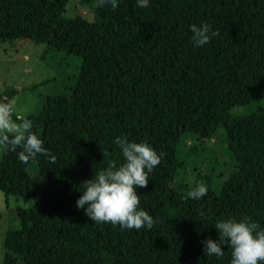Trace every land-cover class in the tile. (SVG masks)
Masks as SVG:
<instances>
[{"label": "trees", "instance_id": "16d2710c", "mask_svg": "<svg viewBox=\"0 0 264 264\" xmlns=\"http://www.w3.org/2000/svg\"><path fill=\"white\" fill-rule=\"evenodd\" d=\"M69 1L0 0V40L27 38L81 58L73 90L46 96L26 116L55 160L2 151L6 203L33 201L16 209L21 227L6 233L5 264L18 255L28 264H228L226 246L220 258L202 250L205 238L217 239L214 223L247 217L264 227V0H150L143 9L119 0L115 10L95 4L93 20L66 16ZM201 21L217 35L193 47L189 26ZM238 106L245 111L233 114ZM189 133L197 142L185 145ZM116 136L163 153L137 189L150 230L95 223L75 206L83 181L122 161ZM213 138L224 148L212 149L203 173L194 155ZM222 154L235 163L225 174ZM183 167L207 194L166 207L176 184L188 188L177 182Z\"/></svg>", "mask_w": 264, "mask_h": 264}, {"label": "clouds", "instance_id": "9594fccd", "mask_svg": "<svg viewBox=\"0 0 264 264\" xmlns=\"http://www.w3.org/2000/svg\"><path fill=\"white\" fill-rule=\"evenodd\" d=\"M119 0H96V5L109 4L113 10ZM150 0H134L138 8H146ZM193 47H203L217 32L201 21L189 26ZM33 121L15 110L11 102L0 103V151L14 152L24 162L43 155L55 160L44 141L33 131ZM113 143L119 149L122 161L109 163L90 179L82 182L75 206L82 209L89 221L118 225L121 230H150L154 218L139 207L138 188L147 186L148 175L160 163L163 153H158L146 141H130L126 136H116ZM207 186L197 183L187 192V199L199 201L207 194ZM217 239L205 238L201 242L204 255L220 258L224 247L230 249L228 264H264V227L247 217H228L214 223Z\"/></svg>", "mask_w": 264, "mask_h": 264}, {"label": "rangeland", "instance_id": "374dc122", "mask_svg": "<svg viewBox=\"0 0 264 264\" xmlns=\"http://www.w3.org/2000/svg\"><path fill=\"white\" fill-rule=\"evenodd\" d=\"M95 4L96 0H70L64 13L66 16L81 14L88 20H93ZM80 66V57L51 49L46 43H36L27 38L0 40V103L11 102L15 110L25 116L35 114L40 110L46 96L70 93L73 90ZM244 111V106L232 109L233 114H241ZM188 140L197 142L195 136L190 133L184 136L183 143L186 145ZM201 148H205L207 152ZM201 148L194 157L198 160V171L207 173L208 164H212V149L222 153L224 146L221 147L217 138H213L201 142ZM1 156L2 151L0 159ZM219 165L221 172L225 174L234 168L235 163L222 154L219 156ZM218 172L221 175V172ZM196 174L197 172L189 167L179 170L177 182H185L188 188L184 189L176 184L174 192L165 199L166 207L188 200L187 192L192 188ZM32 205L33 201L30 199L15 195L9 196L7 204L0 189V264H5L6 233L21 227L17 207L28 208ZM18 259V264H28L21 255H18Z\"/></svg>", "mask_w": 264, "mask_h": 264}]
</instances>
